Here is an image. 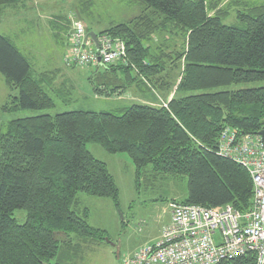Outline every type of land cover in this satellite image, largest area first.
<instances>
[{
  "label": "trees",
  "instance_id": "16d2710c",
  "mask_svg": "<svg viewBox=\"0 0 264 264\" xmlns=\"http://www.w3.org/2000/svg\"><path fill=\"white\" fill-rule=\"evenodd\" d=\"M25 1L0 0V18ZM129 1L141 8L140 14L98 33L126 42L128 64L95 68L89 78L93 91L148 98L176 85L175 94L167 106L141 101L121 114L73 110L10 120L0 134V264H76L82 245L74 239L105 241L107 232L89 224L86 209L79 210L78 194L111 198L119 208L120 189L108 165L87 149L90 142L110 153H127L136 185L144 175L187 179L182 203L231 204L243 212L252 205L250 173L217 149L225 127L240 135L264 129V4L246 6L237 14L239 24L227 25L228 11L218 8L222 0ZM155 36L165 38L153 44ZM174 36L182 39L181 49L167 45ZM177 67L181 75L174 84L168 74ZM0 73L11 92L19 91L9 95L1 111L55 106L58 72L35 75L3 34ZM18 209L26 212L24 223L14 217ZM57 231L75 238L61 245ZM63 246L70 253L75 248L66 261ZM219 264H256V257L249 253Z\"/></svg>",
  "mask_w": 264,
  "mask_h": 264
},
{
  "label": "rangeland",
  "instance_id": "374dc122",
  "mask_svg": "<svg viewBox=\"0 0 264 264\" xmlns=\"http://www.w3.org/2000/svg\"><path fill=\"white\" fill-rule=\"evenodd\" d=\"M261 4H264V0H222L218 8L228 11L225 24L238 25L239 11H245L246 6ZM24 9L22 14L10 9V13L1 18L0 34L9 37L18 47L31 64L35 75L55 69H60L62 73L53 84L54 107L42 110L20 109L11 113L0 110V134L6 131L8 122L16 118L38 114L55 115L73 110L121 114L123 108L144 99H134L132 92H127L121 98L98 96L89 79L96 67L68 66L64 62L69 49L72 18L82 19L89 31L100 32L112 24L127 22L139 15L141 8L138 5L129 0H28ZM210 12L214 14L216 10ZM54 20L55 23L52 22ZM164 38L165 36H155L153 44L162 43ZM166 43L171 49L183 47L182 39L178 36L170 37ZM169 68L172 67L169 65ZM169 73L168 77H173L175 84L179 80L181 69H170ZM172 88L168 93L155 90L152 95L156 99L154 103L166 106L175 94L176 85ZM11 93L18 95L19 91L11 92L0 73V107L7 103ZM87 149L104 161L114 175L120 189V205L117 208L108 197L78 194L79 210L86 209L89 224L104 229L107 236L101 244L74 239V244L80 242L82 245L80 252L74 257V263L122 264L127 254L159 238L163 227L170 221V202L182 199L188 192L187 179L163 174L156 178L144 175L139 185H136L135 165L127 153H110L94 142L88 143ZM14 217L19 223H24L26 212L18 209L14 212ZM56 236L61 245L75 238L73 234L63 231H57ZM74 249L70 253L67 247H62L60 254L65 258L64 261L74 254ZM64 251L66 255L63 256Z\"/></svg>",
  "mask_w": 264,
  "mask_h": 264
},
{
  "label": "built area",
  "instance_id": "2783aa9c",
  "mask_svg": "<svg viewBox=\"0 0 264 264\" xmlns=\"http://www.w3.org/2000/svg\"><path fill=\"white\" fill-rule=\"evenodd\" d=\"M71 26L64 57L67 65L128 64L123 39L97 33L95 41L80 18H73ZM217 152L250 173L254 194L249 210L243 212L231 204L206 207L173 200L170 221L159 238L127 254L122 264H219L249 253L255 255L256 264H264V135H240L237 129L225 127Z\"/></svg>",
  "mask_w": 264,
  "mask_h": 264
},
{
  "label": "crops",
  "instance_id": "0c3cea01",
  "mask_svg": "<svg viewBox=\"0 0 264 264\" xmlns=\"http://www.w3.org/2000/svg\"><path fill=\"white\" fill-rule=\"evenodd\" d=\"M27 2H28V0H26L25 1V3H24V5H21L20 7H17V8H15V10L14 11H18V12H20L21 14H22V12L25 10L24 8H26L27 7ZM10 9H8L2 16H1V18L3 19V17L6 15V14H8V13H10V11H9ZM23 15H18V17H22ZM29 17V16H28ZM0 18V21L2 20ZM73 19V18H72ZM52 22H56L55 20L54 21H52ZM71 25H72V21H71V24H70V28H69V31H70V29H71ZM87 26V25H86ZM87 29H88V31L90 30L89 28H88V26H87ZM93 31V30H92ZM102 31V30H101ZM100 31V32H101ZM90 32V31H89ZM95 32V31H94ZM96 33H99V32H96ZM69 66V65H68ZM57 72H58V76L59 75H61V70L60 69H55ZM53 71V70H52ZM58 76H57V78H58ZM56 78V79H57ZM55 82H56V80H55ZM54 82V83H55ZM123 96V95H122ZM122 96H119L118 98H121ZM134 99H136L135 97H134ZM139 100H141V99H139ZM142 102H147V103H151V104H155L154 103V101H156V99L154 100V97L153 96H151V97H148V98H144L143 100H141Z\"/></svg>",
  "mask_w": 264,
  "mask_h": 264
},
{
  "label": "water",
  "instance_id": "95a60500",
  "mask_svg": "<svg viewBox=\"0 0 264 264\" xmlns=\"http://www.w3.org/2000/svg\"><path fill=\"white\" fill-rule=\"evenodd\" d=\"M89 34H90V36L93 37V39H94L95 41H97V33H96V32H94V31H90ZM260 134H261V135H264V129L260 132Z\"/></svg>",
  "mask_w": 264,
  "mask_h": 264
}]
</instances>
